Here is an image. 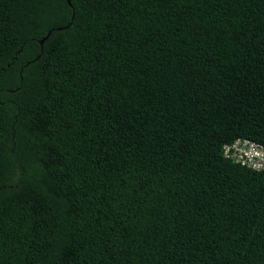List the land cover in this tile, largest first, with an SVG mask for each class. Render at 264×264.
Wrapping results in <instances>:
<instances>
[{"label": "trees", "instance_id": "trees-1", "mask_svg": "<svg viewBox=\"0 0 264 264\" xmlns=\"http://www.w3.org/2000/svg\"><path fill=\"white\" fill-rule=\"evenodd\" d=\"M68 1L0 0V264H264V0Z\"/></svg>", "mask_w": 264, "mask_h": 264}, {"label": "built area", "instance_id": "built-area-1", "mask_svg": "<svg viewBox=\"0 0 264 264\" xmlns=\"http://www.w3.org/2000/svg\"><path fill=\"white\" fill-rule=\"evenodd\" d=\"M224 158L242 167L264 172V145L247 138H236L223 146Z\"/></svg>", "mask_w": 264, "mask_h": 264}, {"label": "water", "instance_id": "water-1", "mask_svg": "<svg viewBox=\"0 0 264 264\" xmlns=\"http://www.w3.org/2000/svg\"><path fill=\"white\" fill-rule=\"evenodd\" d=\"M67 2L69 3V1H68V0H67ZM49 34H50V33H48V36H49ZM46 38H47V37H46ZM46 38H44L43 40H41V41H40V45H42V44H43V42L45 41V39H46Z\"/></svg>", "mask_w": 264, "mask_h": 264}]
</instances>
